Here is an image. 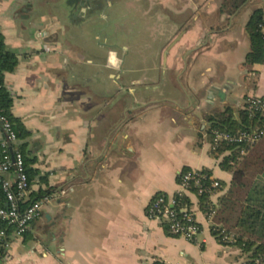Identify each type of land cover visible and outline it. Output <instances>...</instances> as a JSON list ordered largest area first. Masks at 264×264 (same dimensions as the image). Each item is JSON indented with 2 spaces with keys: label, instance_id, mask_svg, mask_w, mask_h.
<instances>
[{
  "label": "crops",
  "instance_id": "crops-1",
  "mask_svg": "<svg viewBox=\"0 0 264 264\" xmlns=\"http://www.w3.org/2000/svg\"><path fill=\"white\" fill-rule=\"evenodd\" d=\"M136 1L0 0V37L17 60L3 86L28 132L20 145L38 173L31 194H49L23 236L8 231L0 264L246 262L212 234L195 195L186 193L199 226L193 242L149 220L146 209L154 196L173 195L186 170L220 182L213 205L228 191L232 174L212 151L210 120H236L246 101L264 99V64H244L246 24L264 0L230 17L218 0H148L157 20L137 32L119 21L139 15ZM106 7L116 34L100 25ZM92 32L102 46L87 42Z\"/></svg>",
  "mask_w": 264,
  "mask_h": 264
},
{
  "label": "trees",
  "instance_id": "trees-1",
  "mask_svg": "<svg viewBox=\"0 0 264 264\" xmlns=\"http://www.w3.org/2000/svg\"><path fill=\"white\" fill-rule=\"evenodd\" d=\"M249 1L222 0L219 13L230 17ZM246 33L249 50L244 64H264V9L253 10L246 24ZM16 64L15 55L5 50L0 37V113L10 121L20 141L27 138L28 132L11 114L12 99L3 86L4 74L13 72ZM261 100L264 101V99ZM210 122L211 137L212 131L233 134L264 130V113L247 104L240 110L236 120H233L230 114H225L214 117ZM19 148L23 155L28 181L31 184L38 173L32 169V161L25 152L24 146L19 144ZM212 151L222 156L220 167L232 174L228 191L219 199L217 205L212 204L209 195H197L193 188L188 193L197 197L199 210L206 217L211 211L214 212L210 219L211 232L222 244L238 247L246 256L245 264H264V135L251 145L222 142ZM2 155L0 147V160ZM201 171L211 177L210 171ZM48 195V191H41L39 194H31V198L39 201ZM177 200L178 209H190L191 203L187 194ZM4 201V193L0 185V206H4ZM224 237L226 241L222 240Z\"/></svg>",
  "mask_w": 264,
  "mask_h": 264
},
{
  "label": "built area",
  "instance_id": "built-area-1",
  "mask_svg": "<svg viewBox=\"0 0 264 264\" xmlns=\"http://www.w3.org/2000/svg\"><path fill=\"white\" fill-rule=\"evenodd\" d=\"M246 104L264 113V101L261 98L249 99ZM262 135L264 130L233 134L213 131L211 145L212 149L222 142L251 145ZM19 144L20 141L12 129V124L0 113V147L3 154L0 160V185L5 198L4 206H0V263L7 258L8 231L16 237L23 236L40 216L43 204L47 201V197L39 201L31 198V184L28 181ZM8 174L13 176L12 182L5 178ZM178 177V190L170 196L163 194L154 196L147 206L146 217L149 220L164 222L171 235L193 242L199 233L195 213L191 209H178L177 198L188 193L191 188L196 190L197 195L207 194L211 197L218 193L221 184L218 180L196 169L182 171ZM213 214L214 212L211 211L207 217L208 221ZM222 240L226 241V238Z\"/></svg>",
  "mask_w": 264,
  "mask_h": 264
},
{
  "label": "flooded vegetation",
  "instance_id": "flooded-vegetation-1",
  "mask_svg": "<svg viewBox=\"0 0 264 264\" xmlns=\"http://www.w3.org/2000/svg\"><path fill=\"white\" fill-rule=\"evenodd\" d=\"M137 3H138V11H139V15H137V16H140V17H137V16H134V14L133 13H129V14H125L123 17H121L120 19H119V21H120V23L121 22H126V21H128L129 22V24H130V26L131 27H133L135 30H136V32L137 31H139L140 29H141V27H143L144 26V24L143 23H148V22H150V21H154L155 19H156V17L155 16H157V14L159 13V7H158V9L156 10V9H154V10H152L150 7L153 5V4H151L150 2H148V0H137L136 1ZM99 6V5H98ZM97 6V7H98ZM127 6H129V7H132L133 6V3H128V5ZM109 9V8H108ZM107 9V7L106 8H103L102 9V11H100L101 13H100V15L102 14V15H108L107 17V19L105 20V21H103V20H101V22L102 23H104L103 24V26H108L110 23H112L111 22V18H110V12H109V10ZM134 18H133V17ZM191 18V17H190ZM89 19V14H87V16H86V20H88ZM117 20H118V18H117ZM157 20V19H156ZM112 26V25H111ZM104 29H105V27H103ZM178 34H177V36L182 32L181 31V29H180V31L178 30ZM152 36V35H151ZM150 36V37H151ZM176 36V37H177ZM150 43V42H149ZM171 43H169L167 46H166V48L164 49V52H163V55H165L164 53H165V51H166V49H167V47L170 45ZM149 48H150V45H147ZM154 46V45H153ZM153 49V48H152ZM168 53V52H167ZM166 53V54H167Z\"/></svg>",
  "mask_w": 264,
  "mask_h": 264
},
{
  "label": "rangeland",
  "instance_id": "rangeland-1",
  "mask_svg": "<svg viewBox=\"0 0 264 264\" xmlns=\"http://www.w3.org/2000/svg\"><path fill=\"white\" fill-rule=\"evenodd\" d=\"M218 1H220V5H221V2H222V0H218ZM190 14H191V12L189 13L188 11H186L184 14H183V20L184 19H187L188 20V18H189V16H190ZM195 14L193 13V16H194ZM138 17V16H137ZM113 23H115V20L112 22V25H113ZM185 23V22H184ZM104 23H101L100 25H103ZM110 26H111V23H110ZM110 26H108L107 27V29L112 33V34H116L117 32H115V30L112 28V26L110 27ZM177 28H179V26H177ZM181 28V27H180ZM96 33L97 32H92V35L90 36V37H87L86 39H87V42L89 43V44H93L94 46H95V44L96 45H103V40H100V41H94V35H96ZM119 33V32H118ZM126 37V38H125ZM124 38L128 41V43L129 42H131V40H132V37L129 35V36H127V35H124ZM115 40V39H114ZM119 41V40H118ZM132 43V42H131ZM147 45H150V49H154L155 47H158V49H159V45H160V42L159 43H157L156 45H155V43L154 42H150V43H146ZM153 45H155V46H153ZM148 47V46H147ZM100 51V50H99ZM154 96H156V97H158L157 96V94L156 93H152L151 95H150V97H154ZM247 102V101H246Z\"/></svg>",
  "mask_w": 264,
  "mask_h": 264
},
{
  "label": "water",
  "instance_id": "water-1",
  "mask_svg": "<svg viewBox=\"0 0 264 264\" xmlns=\"http://www.w3.org/2000/svg\"><path fill=\"white\" fill-rule=\"evenodd\" d=\"M184 32L182 31L174 40H173V42L167 47V49H166V51H165V55H166V53L169 51V49L173 46V45H175L176 43H177V41L180 39V37H181V35L183 34ZM246 103V102H245Z\"/></svg>",
  "mask_w": 264,
  "mask_h": 264
}]
</instances>
